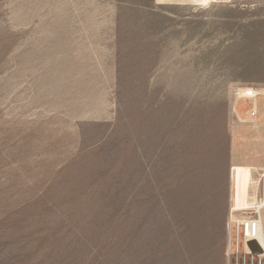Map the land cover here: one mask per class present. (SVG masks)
<instances>
[{
    "label": "rangeland",
    "instance_id": "obj_1",
    "mask_svg": "<svg viewBox=\"0 0 264 264\" xmlns=\"http://www.w3.org/2000/svg\"><path fill=\"white\" fill-rule=\"evenodd\" d=\"M257 104L264 0H0V264H227Z\"/></svg>",
    "mask_w": 264,
    "mask_h": 264
},
{
    "label": "built area",
    "instance_id": "obj_2",
    "mask_svg": "<svg viewBox=\"0 0 264 264\" xmlns=\"http://www.w3.org/2000/svg\"><path fill=\"white\" fill-rule=\"evenodd\" d=\"M251 90L252 92H248ZM262 91L241 89L239 97H256ZM257 114L256 105L251 115ZM263 204L253 210H235L227 223V264H264V235L260 218Z\"/></svg>",
    "mask_w": 264,
    "mask_h": 264
},
{
    "label": "crops",
    "instance_id": "obj_3",
    "mask_svg": "<svg viewBox=\"0 0 264 264\" xmlns=\"http://www.w3.org/2000/svg\"><path fill=\"white\" fill-rule=\"evenodd\" d=\"M257 108H258V115L256 117L255 123L262 131H264V104L261 107H259V105L257 104ZM251 177H252V170L250 168H245L244 181L249 183V180L251 179ZM261 203L263 204V207L260 211V218H261V224H262L263 235H264V201H262Z\"/></svg>",
    "mask_w": 264,
    "mask_h": 264
},
{
    "label": "bare ground",
    "instance_id": "obj_4",
    "mask_svg": "<svg viewBox=\"0 0 264 264\" xmlns=\"http://www.w3.org/2000/svg\"><path fill=\"white\" fill-rule=\"evenodd\" d=\"M212 1H216V0H212ZM248 92H250V93H251L252 91H251V90H248ZM240 98H241V97H240ZM251 109H252V108H251Z\"/></svg>",
    "mask_w": 264,
    "mask_h": 264
}]
</instances>
